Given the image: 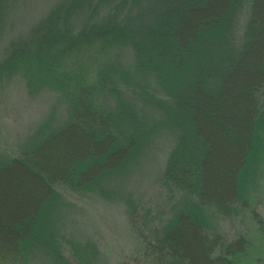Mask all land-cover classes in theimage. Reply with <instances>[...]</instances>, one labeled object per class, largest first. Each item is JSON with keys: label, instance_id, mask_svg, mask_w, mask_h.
Wrapping results in <instances>:
<instances>
[{"label": "trees", "instance_id": "trees-1", "mask_svg": "<svg viewBox=\"0 0 264 264\" xmlns=\"http://www.w3.org/2000/svg\"><path fill=\"white\" fill-rule=\"evenodd\" d=\"M11 3L0 0V32ZM246 7L251 18L236 47L234 29ZM126 49L136 73L153 76L169 100L141 89L159 120L139 115L117 90L112 72ZM16 74L32 89L58 92L69 114L54 132H36L24 158L13 159L26 175L42 186H52L53 177L73 190L86 178L97 185L103 176L126 169L158 135L171 133L164 180L185 196L173 218L151 235L146 258L158 257L162 264H247L251 247L220 254L222 240L208 232L214 231L210 224L217 213L231 216L235 204H249L248 189L264 168V0H60L0 64V82ZM125 78L129 87L139 85L130 74ZM107 94L116 98L113 110L103 104ZM68 131L82 137V149L56 150L57 170L43 174L36 166L44 169L39 154ZM88 148L103 154L79 160ZM120 154L117 167L91 176ZM47 204L26 224L0 222V264H31L43 247L54 249L59 260L60 245L41 224Z\"/></svg>", "mask_w": 264, "mask_h": 264}, {"label": "rangeland", "instance_id": "rangeland-1", "mask_svg": "<svg viewBox=\"0 0 264 264\" xmlns=\"http://www.w3.org/2000/svg\"><path fill=\"white\" fill-rule=\"evenodd\" d=\"M59 1L12 0L4 29L0 32V64L10 53L12 44L27 39ZM250 18L248 7L238 15L232 39L236 47L244 42ZM115 60L113 80L126 103L139 115L159 120L160 116L146 106L141 95L143 89L149 96L169 102L157 87L154 77L136 73L130 50H123ZM127 74L138 81L137 87L126 84ZM106 96L103 104L110 110L115 109L116 98L109 94ZM260 105L264 111V84ZM68 117V107L58 92L32 89L21 74L0 82V222L14 226L26 224L39 218L42 207L48 203L41 224L47 227V235L52 233L53 241V236L56 237L61 254L56 257L57 261L54 258L56 251L43 247L42 251L33 253L31 264H162L158 257L146 258L145 248L151 243V235L173 218L175 206L185 196L164 180L166 161L174 144L172 134L158 135L131 160L126 169L103 176L97 185L93 179L86 178L80 188L73 190L56 184L59 179L55 177L50 180L52 186L46 183L39 185L13 159L24 158L25 145L36 132H54L68 121ZM82 140L75 131L57 136L39 154L46 170L40 163L36 165L37 169L43 174L57 170V151L60 153L63 148L73 153L80 152ZM88 149L89 152L86 150L77 158H99L103 154L102 151ZM11 159V164H6ZM121 159L122 154L106 167L95 168L91 176L117 167ZM84 185H88V189H84ZM248 190L249 204L244 207L236 205V198L232 196V206L235 204L237 211L231 216L217 213L210 224L214 231L208 233L209 237L222 240V246L217 248L220 254L225 250L243 251L245 244L247 248L251 247L247 264H255L258 258V264H264L263 167L256 185L252 184ZM53 192L57 194L53 195Z\"/></svg>", "mask_w": 264, "mask_h": 264}]
</instances>
